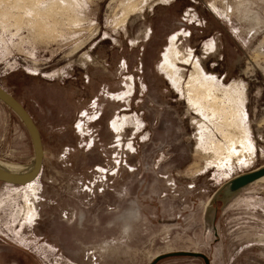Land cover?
<instances>
[{
    "label": "rangeland",
    "instance_id": "rangeland-1",
    "mask_svg": "<svg viewBox=\"0 0 264 264\" xmlns=\"http://www.w3.org/2000/svg\"><path fill=\"white\" fill-rule=\"evenodd\" d=\"M20 1L0 0V86L44 157L0 181V264H264V178L239 181L264 168V0H73L47 33ZM195 61L244 131L191 100ZM35 161L0 98V164Z\"/></svg>",
    "mask_w": 264,
    "mask_h": 264
},
{
    "label": "bare ground",
    "instance_id": "bare-ground-1",
    "mask_svg": "<svg viewBox=\"0 0 264 264\" xmlns=\"http://www.w3.org/2000/svg\"><path fill=\"white\" fill-rule=\"evenodd\" d=\"M43 1L44 0H21L20 2L16 3L14 7L23 9L24 12L35 16L36 21H35L34 26H36L38 31L41 33H44L47 30H49L48 29L49 27H47V24H46V21L49 18H53L54 20L57 21L59 17H62V18H66V20L69 23H73V24H77L80 22V18L75 12V4L73 0H48V2L46 1L47 2L46 5L43 4ZM138 6L139 5L137 1L129 0V2L125 4V8H124L123 14L125 18L126 16L128 17L130 13L137 10ZM174 38H176V36L172 37L171 53H174V52L176 53L177 51L174 45ZM163 68H165V70L168 71V75L169 73L170 75L174 74L172 73L174 68L172 69L169 66L166 67V65H164ZM202 70L203 69H201V66H199V64L196 62L194 64L193 70L188 79L187 84L191 88L189 89L190 90L189 93L191 94V100L194 101L197 105H199V107L200 106L203 107V110L205 109V111H207L211 116H215L216 114H222L225 112L223 121L229 125L235 124L237 128H241L244 131V127L241 125V120L238 118L240 111H238L236 105L234 103H230V109L226 110V105L224 104V101H222V105L220 106L219 103L221 101V95L218 94L217 90L215 91L216 88H215L214 81L211 79L207 80ZM231 85L233 86H230L229 88H227V91H228L227 93L231 94L230 92L232 91V92L238 93V95L240 96V93H241L240 90L237 89V87L234 84H231ZM188 86L187 88H189ZM236 117L238 118V120L235 119ZM115 125H116V128L118 129L119 124L116 122ZM228 139L230 140V142H232L233 140H235V137H233V135L230 134L228 135ZM34 166H35V163L27 168L13 167V166H9L6 164H0V173L5 174V175H13V176H27L32 173ZM263 178H264V175L258 178L257 181L262 180Z\"/></svg>",
    "mask_w": 264,
    "mask_h": 264
},
{
    "label": "water",
    "instance_id": "water-1",
    "mask_svg": "<svg viewBox=\"0 0 264 264\" xmlns=\"http://www.w3.org/2000/svg\"><path fill=\"white\" fill-rule=\"evenodd\" d=\"M0 98H2L9 105H11L16 110V112L21 116V118L25 121L26 125L28 126L32 134L35 145V154H36L35 166L31 174L27 176H13V175H5L0 173V181H5L8 183L18 184V185H25L35 180L40 174L42 169L44 149L42 145L40 131L38 129V126L34 122L32 116L24 107V105L18 99H16L11 93H9L1 86H0ZM263 175H264V168L242 176L239 181L241 183H248L253 180H257Z\"/></svg>",
    "mask_w": 264,
    "mask_h": 264
}]
</instances>
